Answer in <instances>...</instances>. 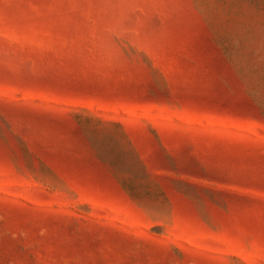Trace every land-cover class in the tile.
<instances>
[{"label": "rangeland", "instance_id": "rangeland-1", "mask_svg": "<svg viewBox=\"0 0 264 264\" xmlns=\"http://www.w3.org/2000/svg\"><path fill=\"white\" fill-rule=\"evenodd\" d=\"M0 264H264V0H0Z\"/></svg>", "mask_w": 264, "mask_h": 264}]
</instances>
